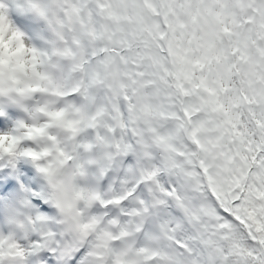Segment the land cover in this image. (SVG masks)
<instances>
[{"label": "snow or ice", "instance_id": "obj_1", "mask_svg": "<svg viewBox=\"0 0 264 264\" xmlns=\"http://www.w3.org/2000/svg\"><path fill=\"white\" fill-rule=\"evenodd\" d=\"M0 264H264V0H0Z\"/></svg>", "mask_w": 264, "mask_h": 264}]
</instances>
